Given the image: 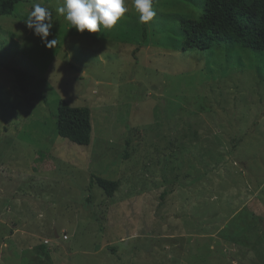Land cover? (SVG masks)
<instances>
[{"label":"rangeland","instance_id":"rangeland-1","mask_svg":"<svg viewBox=\"0 0 264 264\" xmlns=\"http://www.w3.org/2000/svg\"><path fill=\"white\" fill-rule=\"evenodd\" d=\"M63 3L0 16V264H264V50L183 49L203 0H154L145 40L134 0L98 33ZM60 99L90 106L89 145L58 133Z\"/></svg>","mask_w":264,"mask_h":264},{"label":"trees","instance_id":"trees-1","mask_svg":"<svg viewBox=\"0 0 264 264\" xmlns=\"http://www.w3.org/2000/svg\"><path fill=\"white\" fill-rule=\"evenodd\" d=\"M22 0H0V16L12 14ZM182 48L210 49L223 43L264 50V0H203L198 18L181 16ZM147 29L143 23V39ZM58 133L80 145L92 142V110L88 105L73 106L60 99L56 113ZM127 154V153H126ZM125 154V155H126ZM94 183V182H92ZM97 183L112 196L118 180L98 177Z\"/></svg>","mask_w":264,"mask_h":264},{"label":"clouds","instance_id":"clouds-1","mask_svg":"<svg viewBox=\"0 0 264 264\" xmlns=\"http://www.w3.org/2000/svg\"><path fill=\"white\" fill-rule=\"evenodd\" d=\"M153 4L154 0H134L141 23L146 24L157 15ZM127 11L126 0H64L63 5L56 9L57 14L64 16L80 33L85 30L98 33L102 28L112 29ZM24 22L48 47L59 42L58 39L47 40L53 26L52 13L48 9L35 5Z\"/></svg>","mask_w":264,"mask_h":264},{"label":"built area","instance_id":"built-area-1","mask_svg":"<svg viewBox=\"0 0 264 264\" xmlns=\"http://www.w3.org/2000/svg\"><path fill=\"white\" fill-rule=\"evenodd\" d=\"M66 234V233H65ZM63 237L67 238V235H63Z\"/></svg>","mask_w":264,"mask_h":264}]
</instances>
